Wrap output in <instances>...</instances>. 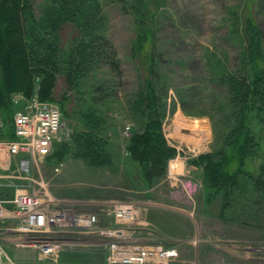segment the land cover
I'll return each mask as SVG.
<instances>
[{
	"label": "rangeland",
	"instance_id": "1",
	"mask_svg": "<svg viewBox=\"0 0 264 264\" xmlns=\"http://www.w3.org/2000/svg\"><path fill=\"white\" fill-rule=\"evenodd\" d=\"M101 1L104 33L119 68L97 57L77 60L72 53L88 29V13L79 10L61 33L44 16L56 1L33 0L31 52L40 54L46 40L63 36L50 56L44 50L52 65L39 56L33 65L37 91L42 72H55L51 99L64 122L58 150L35 166V176L44 177L53 195L136 202L142 222L135 235L177 246L179 257L170 264H264V0H148L146 11L139 10L137 0ZM249 4L261 32L257 76L246 53ZM157 8L162 13H154ZM143 29L150 30L158 52L154 114L145 104L142 65L133 55ZM246 75L249 90L239 83ZM151 119H158L162 142L170 149L151 159L153 166L142 153ZM196 121L203 133L183 136ZM242 133L250 142L234 154ZM213 164L224 173L222 180L213 178ZM6 249L15 264L50 263L36 250ZM64 255L67 264L105 259L102 250Z\"/></svg>",
	"mask_w": 264,
	"mask_h": 264
},
{
	"label": "built area",
	"instance_id": "2",
	"mask_svg": "<svg viewBox=\"0 0 264 264\" xmlns=\"http://www.w3.org/2000/svg\"><path fill=\"white\" fill-rule=\"evenodd\" d=\"M11 100L12 135L0 115V264H15L7 246L36 250L48 264H60L62 255V263H70L64 254L89 250L103 251L99 264H170L179 257L177 246L135 235L142 222L136 202L107 199L90 209L80 206L89 200L53 195L44 177L35 176V166L50 158L61 140L62 110L36 89L30 95L15 91ZM62 168L61 162L54 169ZM9 188L13 192L4 194Z\"/></svg>",
	"mask_w": 264,
	"mask_h": 264
},
{
	"label": "trees",
	"instance_id": "3",
	"mask_svg": "<svg viewBox=\"0 0 264 264\" xmlns=\"http://www.w3.org/2000/svg\"><path fill=\"white\" fill-rule=\"evenodd\" d=\"M56 1L53 7L45 9V17L47 24L53 26L54 30L57 29L64 32L68 24L67 21L74 20L78 11H85L89 14L88 19L85 21V26L88 28L80 35L77 41L76 49L72 51L76 54L77 60L80 58L84 62H90L95 57L100 61L116 63V68H119L116 62L114 51L109 50V46L113 48L112 44L106 37L105 31V16L102 13L103 5L101 0H54ZM85 2V7H79V2ZM247 1V0H246ZM134 3L139 4V10H144L149 7L148 0H137ZM102 7V8H100ZM145 7V8H144ZM251 5H248L246 10V53H249V61L251 62V73L254 76L259 71L260 62V29L256 20L252 17ZM33 0H0V115L6 124L7 134L12 135L13 113L14 107L11 100V94L15 91H24L30 95L35 90V69L33 63L39 56L44 65L53 64L54 62L49 58L51 47L54 42H62L63 36L59 34L55 41L46 40L43 51L40 54L32 53L30 50L29 39L31 28L35 19ZM162 13L160 9H156L154 13ZM98 15V16H97ZM75 21V20H74ZM51 22V23H50ZM80 23V22H79ZM39 24V23H38ZM150 30L143 29L142 33L136 37L133 44V55L138 59V63L142 65L143 70V94L144 100L148 99L145 103L149 107V114L156 111V100L158 97L157 92V79L159 74L158 66V52L155 49V43L151 39ZM62 39V40H61ZM61 40V41H60ZM44 41V40H43ZM80 41V42H79ZM75 43V40H74ZM95 43V44H94ZM97 43V45H96ZM158 45V44H157ZM49 52L48 54L45 52ZM66 55V52H61ZM59 55V52H58ZM114 55V56H113ZM251 55V57H250ZM44 59V60H43ZM79 59V60H80ZM112 64V63H111ZM113 65V64H112ZM54 68H56L54 66ZM40 79L39 95L42 99L52 100L54 95L56 83L55 72L50 69H45L42 72ZM249 75L245 78H240L241 88L249 90L250 82H248ZM146 98V99H145ZM152 120V119H151ZM158 119L150 121V128L146 135V140L143 141L145 149L143 154L148 163L152 164L153 158H159L166 154L168 149L162 142L160 135V125L157 123ZM240 142L234 147L232 153H237L240 150H245V142H250V138L245 133H242ZM248 144V143H247ZM58 150V148H56ZM147 149V150H146ZM146 150V151H145ZM232 155V154H231ZM227 159L230 158L226 154ZM220 166L214 165L210 167L211 174L214 179L222 180L224 173L219 170ZM227 174V172H225Z\"/></svg>",
	"mask_w": 264,
	"mask_h": 264
},
{
	"label": "bare ground",
	"instance_id": "4",
	"mask_svg": "<svg viewBox=\"0 0 264 264\" xmlns=\"http://www.w3.org/2000/svg\"><path fill=\"white\" fill-rule=\"evenodd\" d=\"M177 122L181 124H183V122H181L179 119H177ZM178 125V126H180ZM204 126L199 123L198 121L193 122L192 125L190 126V132L188 133L187 131L185 133H183V136H188L189 138H196V135H201V132L203 131ZM203 133V132H202ZM196 134V135H194ZM173 171H178V169L176 168L175 164H172L170 167Z\"/></svg>",
	"mask_w": 264,
	"mask_h": 264
},
{
	"label": "crops",
	"instance_id": "5",
	"mask_svg": "<svg viewBox=\"0 0 264 264\" xmlns=\"http://www.w3.org/2000/svg\"><path fill=\"white\" fill-rule=\"evenodd\" d=\"M98 187H102V185H99ZM54 195L55 196H58V195H56L55 193H54ZM58 197H61V196H58ZM97 197V199H84V201L85 200H89V201H91L92 203H86V204H80V206L81 207H84V208H90V209H99L100 208V206L98 205V204H101L100 203V201H102V200H105L106 198H103L104 196H102V195H97L96 196ZM108 199V198H107ZM106 199V200H107Z\"/></svg>",
	"mask_w": 264,
	"mask_h": 264
}]
</instances>
